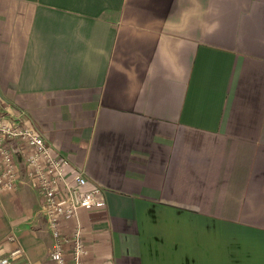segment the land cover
I'll return each mask as SVG.
<instances>
[{
    "label": "crops",
    "instance_id": "0c3cea01",
    "mask_svg": "<svg viewBox=\"0 0 264 264\" xmlns=\"http://www.w3.org/2000/svg\"><path fill=\"white\" fill-rule=\"evenodd\" d=\"M2 102L101 189L86 264H264V0H0ZM41 204L0 190V256L52 264Z\"/></svg>",
    "mask_w": 264,
    "mask_h": 264
},
{
    "label": "built area",
    "instance_id": "2783aa9c",
    "mask_svg": "<svg viewBox=\"0 0 264 264\" xmlns=\"http://www.w3.org/2000/svg\"><path fill=\"white\" fill-rule=\"evenodd\" d=\"M20 157V159H18ZM25 174L41 197V212L53 238L52 264H86L83 227L79 208L102 209L105 200L98 186L87 187L83 171L43 137L23 111L0 103V190H15ZM13 239V236H11ZM22 254L18 246L0 264H15ZM98 264V263H93Z\"/></svg>",
    "mask_w": 264,
    "mask_h": 264
},
{
    "label": "trees",
    "instance_id": "16d2710c",
    "mask_svg": "<svg viewBox=\"0 0 264 264\" xmlns=\"http://www.w3.org/2000/svg\"><path fill=\"white\" fill-rule=\"evenodd\" d=\"M18 159H20V157H18Z\"/></svg>",
    "mask_w": 264,
    "mask_h": 264
}]
</instances>
